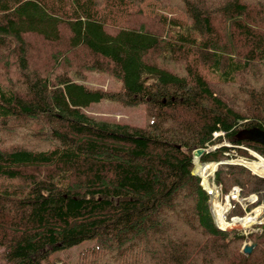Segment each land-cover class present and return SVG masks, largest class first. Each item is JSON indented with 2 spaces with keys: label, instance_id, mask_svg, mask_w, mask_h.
Wrapping results in <instances>:
<instances>
[{
  "label": "trees",
  "instance_id": "1",
  "mask_svg": "<svg viewBox=\"0 0 264 264\" xmlns=\"http://www.w3.org/2000/svg\"><path fill=\"white\" fill-rule=\"evenodd\" d=\"M102 99L144 103L145 126L91 118ZM251 126L264 129V0H0V248L15 264H63L50 252L87 238L75 264H264V225L219 227L194 173L193 151L223 139L200 162L254 159L239 145L264 157L237 136ZM213 180L264 193L243 164ZM245 212L233 202L228 218Z\"/></svg>",
  "mask_w": 264,
  "mask_h": 264
},
{
  "label": "rangeland",
  "instance_id": "2",
  "mask_svg": "<svg viewBox=\"0 0 264 264\" xmlns=\"http://www.w3.org/2000/svg\"><path fill=\"white\" fill-rule=\"evenodd\" d=\"M83 81L90 87L94 88L101 87L113 91H118L122 88V82L120 80L105 72H87ZM84 110L96 121L112 123L120 121L137 126H145L146 124V105L144 103L128 105L118 100L102 99L92 102L90 105L86 106ZM225 142L229 143L227 140ZM196 170L201 175L198 167ZM207 181L211 188H208V190H212V196H217L216 187L212 182V173L208 174ZM262 202L263 200L261 203ZM94 242L95 239L87 238L72 246L52 250L50 252L49 259L60 260L63 264H75L78 260L80 252L84 248L94 244ZM0 264H15L13 261H10L5 257L3 248H0ZM41 264H46V260H43Z\"/></svg>",
  "mask_w": 264,
  "mask_h": 264
},
{
  "label": "bare ground",
  "instance_id": "3",
  "mask_svg": "<svg viewBox=\"0 0 264 264\" xmlns=\"http://www.w3.org/2000/svg\"><path fill=\"white\" fill-rule=\"evenodd\" d=\"M215 145V149L218 147L217 144ZM219 145V144H218ZM223 144H221L220 146H222ZM242 160V159H241ZM208 164V165H207ZM245 164H247L248 166H250L255 172L260 173V174H264V159L260 158L259 160H255V161H247L245 162ZM216 164L215 163H206L205 165H200L198 164V170L201 172V176L203 177L204 180V184L206 186H208V181H207V176L208 174H211L214 172V168H215ZM215 202V209L217 212V217L220 221L221 225H226V222L222 216V210L224 209V205H218L216 204L217 201ZM264 211V206L260 208V212ZM259 213V210H258ZM256 218V216H248L247 217V221L251 222Z\"/></svg>",
  "mask_w": 264,
  "mask_h": 264
},
{
  "label": "water",
  "instance_id": "4",
  "mask_svg": "<svg viewBox=\"0 0 264 264\" xmlns=\"http://www.w3.org/2000/svg\"><path fill=\"white\" fill-rule=\"evenodd\" d=\"M238 138L241 140H248V141H255L259 142L261 144H264V129L258 127V126H252L248 128L241 129L238 132ZM206 151L205 148H197L194 150V161L200 158V156ZM219 163H216L215 170L217 169ZM214 170V171H215ZM198 174L197 172H195ZM252 247H245V251L250 252Z\"/></svg>",
  "mask_w": 264,
  "mask_h": 264
},
{
  "label": "built area",
  "instance_id": "5",
  "mask_svg": "<svg viewBox=\"0 0 264 264\" xmlns=\"http://www.w3.org/2000/svg\"><path fill=\"white\" fill-rule=\"evenodd\" d=\"M223 132H215V135L214 136H218L219 134H222ZM228 198L229 199H235L237 201H239L240 203L242 204H245V199L241 197L240 195V188L238 186H235L233 187V189L231 190L230 194L228 195ZM249 202H254L257 200V196L255 195H251L249 197ZM264 206V199H263V202L260 203L258 206H256L255 208H253L248 214H250L251 216H256V221L258 222H264V211L263 212H260V208ZM258 210H259V213H258ZM258 218H262L261 220H259ZM241 219L239 218H233L232 219V224H240L239 226L241 227L242 226V222L240 221ZM244 227V226H242Z\"/></svg>",
  "mask_w": 264,
  "mask_h": 264
}]
</instances>
